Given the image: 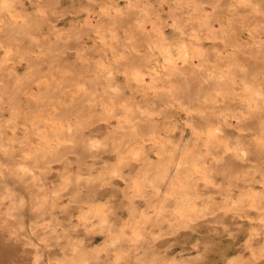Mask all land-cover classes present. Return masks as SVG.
I'll use <instances>...</instances> for the list:
<instances>
[{
    "label": "rangeland",
    "instance_id": "obj_1",
    "mask_svg": "<svg viewBox=\"0 0 264 264\" xmlns=\"http://www.w3.org/2000/svg\"><path fill=\"white\" fill-rule=\"evenodd\" d=\"M0 264H264V0H0Z\"/></svg>",
    "mask_w": 264,
    "mask_h": 264
},
{
    "label": "bare ground",
    "instance_id": "obj_2",
    "mask_svg": "<svg viewBox=\"0 0 264 264\" xmlns=\"http://www.w3.org/2000/svg\"><path fill=\"white\" fill-rule=\"evenodd\" d=\"M114 89H115V88H114ZM262 97H263V96H262ZM161 126H163V125H161ZM59 130H60V129H59ZM61 131H62V130H61ZM69 131H70V130H69ZM69 131H68V132H69ZM208 134H209V133H208ZM56 138H59V137H56ZM61 140H62V139H61ZM65 140H66V139H65ZM123 144H124V143H123ZM65 147H66V146H65ZM72 147H73V145H72ZM61 152H62V151H61ZM146 157H148L149 160H148V162H147L146 164H143V166L146 168V165H148L149 167L152 168V167L154 166V162L152 161V158H151L148 154H146ZM146 161H147V159H146ZM162 164H163V163H162ZM139 168H141V167L139 166ZM141 169H142V168H141ZM152 170H153V169H152ZM26 171H27V170H26ZM138 171H139V170H138ZM150 171H151V170H150ZM140 172H141V171H140ZM148 172H149V171H148ZM145 173H147L146 170H145ZM102 176H103V175H102ZM37 181H38V180H37ZM72 182H73V181H72ZM184 191H185V190H184ZM185 192H186V191H185ZM187 196H188V195H187ZM189 196H190V195H189ZM148 201H149V200H148ZM145 203H146V202H145ZM193 203H194V202H193ZM186 204H187V203H186ZM149 205H150V203H149ZM204 205H205V204H204ZM99 209H100V212L103 211V212L100 213V216H101V218H102V220H103V223H104V222H106V223L108 222L109 226H111V225H112V222L109 221V213H108V211L105 210V209L102 210L101 208H99ZM104 210H105L106 212H105ZM134 213H135L134 211H133V212L131 211V215H130V217H129L128 222L131 221V220H133V218H134ZM181 214H182V213H181ZM121 215H122V214H121ZM196 215H197V214H196ZM101 218H100V220H101ZM135 218H136V217H135ZM189 218H190V217H189ZM102 220H101V221H102ZM110 220H111V219H110ZM101 223H102V222H101ZM103 223H102V224H103ZM105 226H106V225H105ZM139 227H140V226H139ZM142 227H143V226H142ZM132 228H133V227H132ZM133 229H134V228H133ZM135 233H136V232H135ZM136 236H137V235H136ZM67 254H68V253H67ZM65 258H66V257H65ZM151 259H152V258H151ZM168 259H169V258H168ZM229 261H230V260H229Z\"/></svg>",
    "mask_w": 264,
    "mask_h": 264
}]
</instances>
